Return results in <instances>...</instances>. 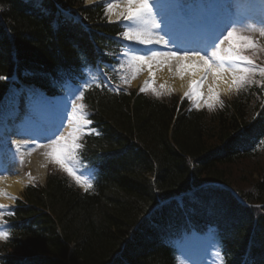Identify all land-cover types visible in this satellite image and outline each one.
Segmentation results:
<instances>
[{"label": "trees", "instance_id": "1", "mask_svg": "<svg viewBox=\"0 0 264 264\" xmlns=\"http://www.w3.org/2000/svg\"><path fill=\"white\" fill-rule=\"evenodd\" d=\"M54 2L78 9L87 29L53 27L51 16H32L17 0H0V77L18 66L30 69L29 81L40 86L44 81L34 75L73 71L86 52L107 47L115 53L118 43L107 36L121 28L105 24L101 6ZM44 7L52 11L53 2ZM5 87L0 80V97ZM263 93L253 81L210 115L188 111L184 102L176 112L175 96L90 95L104 137L89 156L96 163L97 152L106 157L94 192L82 194L56 172L44 187H27L7 219L10 237L0 244V264H178L165 238L189 231L186 216L199 233L216 228L223 264H264V108L257 112ZM206 183L220 187H202L182 200L185 214L175 203L176 212L172 204L152 212Z\"/></svg>", "mask_w": 264, "mask_h": 264}, {"label": "bare ground", "instance_id": "2", "mask_svg": "<svg viewBox=\"0 0 264 264\" xmlns=\"http://www.w3.org/2000/svg\"><path fill=\"white\" fill-rule=\"evenodd\" d=\"M104 1L109 2L110 4L119 5L118 8L114 9L113 14H109L111 21L119 19V13H121L126 7V0H86V4L90 5ZM174 1L175 0H151L155 15H157L160 21H163L162 36L160 35L159 28H153L152 26L149 27V25H145L143 22L135 18L132 19L134 23L130 24V26L133 27L132 29L130 28V31L139 27H142V30L147 31L139 32L137 37L136 35L131 34L128 36V40H130L133 49L139 51L142 50L140 52L141 54L138 53L140 55L135 56V61L139 65V70L145 73L142 77L145 81L144 83H159L164 86L166 92L171 91L181 96H185V93L189 90L190 84L194 80H199L205 75L201 66L195 61H185L184 69L178 72L177 68L179 67V62L166 60L163 55L153 58L154 53H160L159 51H153L155 46L165 47L163 43L164 38L169 39V44H173V47L165 52H174L177 50L180 54H175L178 56L203 55L205 59H209L210 63L214 66H219L222 63L223 66L233 75L237 74L232 70L234 67H241L240 64L235 61H229L227 59L221 60L213 57V53H219L222 57L227 56L226 50L228 46L222 42H219L218 44L215 43L218 30L220 31L222 27L226 28V25L223 22L216 25L214 20L205 22L206 13L198 0H185V2L188 3V6L184 12L175 10L176 3H174ZM183 7H185L184 3L182 5V8ZM3 8L4 5L0 4V9ZM184 17L186 22L182 23L181 21L184 20ZM144 40H151L152 42L141 43V41ZM145 50H152L151 55L144 56ZM190 50H194V52H190ZM184 51L185 55L182 53ZM204 52H206V55ZM139 58H142L143 62H141V59ZM148 78L152 81L147 82ZM230 79L231 77L227 72L222 74V78H218L216 81L213 80L210 73L207 74L206 83L201 90L203 96L205 98L207 97L208 87L214 83L219 92V96L229 94L232 90H227L225 81H230ZM24 89L25 90L22 92L24 109L21 110L19 108L18 101L11 102L10 104L8 102V107H5L4 112H6L7 118L3 123L6 124L7 130L17 132L25 139H30L32 135L39 139L40 134L32 132L33 130L40 131L43 135L52 134L55 128L59 126L61 127L64 124L63 112L65 110L64 106L67 105V99H63V103L59 101L51 102L41 95L33 94L32 88ZM15 100H17V98ZM217 100L213 103L217 102ZM177 111L178 110H176V112ZM75 121L77 120H74L73 122ZM80 125L83 124L78 120L72 128H69L68 130L64 129L63 135L74 132L69 130L75 129ZM21 139L22 138L16 137L13 140L19 142ZM23 155L25 156L24 162L27 167L31 169L32 176H34L39 182H43L45 179L46 158L36 156L34 151H25L22 156ZM102 160L106 161V157L102 156ZM0 162V205L5 206L16 198L26 183V179L18 171L19 168H17L11 159L0 156ZM2 174H5L6 178L2 179ZM193 239L195 240V243H193V251L190 255H186L185 257L191 262H201V260L211 252L209 239L196 235H194Z\"/></svg>", "mask_w": 264, "mask_h": 264}, {"label": "snow or ice", "instance_id": "3", "mask_svg": "<svg viewBox=\"0 0 264 264\" xmlns=\"http://www.w3.org/2000/svg\"><path fill=\"white\" fill-rule=\"evenodd\" d=\"M118 7L119 5L110 4L108 5L107 12L109 14H113L114 9ZM119 15L125 20H132L135 18L147 25L149 23V17L151 13L147 0H126V7L121 13H119ZM151 26L153 28H156L157 24H155L154 21H151ZM128 35V33H125L126 37ZM225 41L228 45L226 50L227 56L222 57L219 53H213L214 58L221 60L227 59L229 61H235L238 64L254 66L256 53L258 51L264 52V46L259 45L258 42L254 41L249 35L238 34L235 30L227 32V35L224 37V41H222V43ZM151 42V40L141 41V43ZM248 52H251V55L246 54ZM160 55H163L166 60H174L179 62V67L177 68L178 72L184 69L185 61H195L201 66L205 75L202 76L199 80H194L190 84L189 90L185 93V96L191 99L196 107H200L201 104H203L211 108L213 106V102L219 97V92L217 91L215 83L208 87V94L206 98L202 94L201 90L206 83V76L209 73L212 75L214 81H216L218 78H222V74L226 72L229 73L231 79L230 81H225L226 88L229 91L232 90L233 87H241L245 83H252L253 81L251 80V77L255 75L256 71L259 72V75L261 77H264V67H234L232 71L236 72L237 74L233 75L228 69L223 66L222 63L219 66H214L212 63H210V60L205 59L203 55L178 56L174 52H164L162 54L154 53L153 58H156ZM139 59H141V62H143L142 58ZM0 79H3V77H0ZM141 91H144V89H141ZM58 131L59 130L57 129V132ZM76 139L77 137L73 135L72 140L75 141ZM61 140H63V138H61ZM61 140H57L52 145L51 151L48 153V155L53 159L55 163L60 164L64 171H66L69 176H73L76 182L78 184H81V186L84 187L85 191H87L88 188L91 187V185L86 184L80 179V177L75 176L72 169L69 168L65 163L64 150L58 147L61 144ZM77 146L78 145L73 144V147ZM2 207L3 206H0V208ZM5 239H7V235L0 234V240Z\"/></svg>", "mask_w": 264, "mask_h": 264}, {"label": "rangeland", "instance_id": "4", "mask_svg": "<svg viewBox=\"0 0 264 264\" xmlns=\"http://www.w3.org/2000/svg\"><path fill=\"white\" fill-rule=\"evenodd\" d=\"M228 1L230 2V5L233 8L235 6L237 8H239L245 2V0H228ZM84 5H88V4H86V0L84 1ZM208 5H209L208 2L204 3V7L205 8H208ZM74 10L75 9H71L70 11L74 12ZM106 14H107L106 17L107 16L109 17V13L106 12ZM255 16H256V18H255ZM255 16H254V21H252V22H254V25H252V23H251L249 25V27L240 28V29L237 28V29H233V30H235L238 34H241V35H249L254 41L258 42L259 45L264 46V22L261 19V12L260 11L256 12ZM119 20L122 21L121 19H119ZM150 21H154V19L150 18ZM256 23H257L258 26H256ZM130 33H132V35H136V37L139 35V32H136V31H130L128 34H130ZM132 67L134 68L133 73H134L135 80H133L130 83V85H131V87L137 88V90L140 91L141 89H144V83H142L144 81V79L142 77H143V75L145 73L140 71L139 69H137V67H135L134 65ZM241 67H244V65L241 64ZM147 85H149V87H151L153 89L152 91H154L158 95H164V94H168L169 93V92H166L165 89L163 91L162 90V86H160L159 83H155L154 82L153 84H147ZM237 88H233L232 92H230V94L221 95L222 96L221 99H218V101L216 103H213V106L211 108H209V107H207V106H205L203 104L200 107H196L195 104L193 103V101H192V104H193L194 107H196L198 109L202 108V107H205V108H207L208 111H212L214 108H217V107L221 106L223 99L230 98L236 92L235 90H237ZM170 93H174V92L170 91ZM183 97H185L186 99L188 98L187 96H183ZM188 100H189V98H188ZM51 147L52 146L44 147L43 149H39L38 148V149H36L34 151V153L38 157L46 158V166L47 167L51 166L52 168H55V167L58 168V166H60V164L55 163L53 161V159L48 155V153L51 151ZM20 168H21V174L24 175L27 178L25 185H29V184L32 185L33 183L35 184L36 182H38L37 179L34 176H32V172H31V169L29 167L25 166L24 164L23 165L21 164ZM25 185L23 187H25ZM22 191L19 192V194L17 195L18 198H20V195H21ZM177 198H180V197H177ZM13 201L14 200H12V202ZM12 202L10 204L5 205L2 208H0V220H1V218L4 215H8L9 214V211H10L9 207L12 205ZM0 234H3L2 230L0 231ZM186 242L187 243H185L184 245H182V247L179 248L180 249L179 251L181 252V254H182V252H185V251L187 253V252H189L188 249H192L193 248V243L192 242H189L188 239L186 240ZM210 249H211V254L205 259V262L203 264H220L219 263L220 262L219 253H218L219 249H217V244L214 242V240H212V243H210ZM180 262H181V264H192V263L185 262L184 261V257L183 258L181 257Z\"/></svg>", "mask_w": 264, "mask_h": 264}]
</instances>
